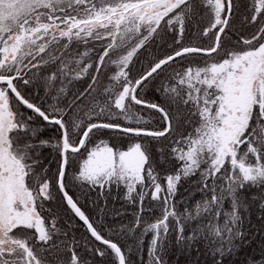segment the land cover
<instances>
[{"label": "snow or ice", "instance_id": "6c2138e0", "mask_svg": "<svg viewBox=\"0 0 264 264\" xmlns=\"http://www.w3.org/2000/svg\"><path fill=\"white\" fill-rule=\"evenodd\" d=\"M169 33L172 45L150 50ZM44 125L58 137L41 138ZM106 130L135 142L98 139ZM153 141L171 168L158 170ZM78 156L71 184L105 205L123 187L133 223L105 232L70 194ZM193 177L204 199L181 212L175 197ZM57 195L87 238L59 223L48 206ZM149 198L161 210L151 223ZM254 207L264 221V0H0V264H92L109 253L129 264L113 237L142 251L149 233V264H165L170 236L188 250L204 242L223 264Z\"/></svg>", "mask_w": 264, "mask_h": 264}, {"label": "trees", "instance_id": "16d2710c", "mask_svg": "<svg viewBox=\"0 0 264 264\" xmlns=\"http://www.w3.org/2000/svg\"><path fill=\"white\" fill-rule=\"evenodd\" d=\"M229 38L236 40V34L230 33ZM173 38L169 33L164 35L162 38H157L154 42L152 49L150 50H163L169 45H172ZM143 57L140 61L137 62L134 71L144 63ZM86 86L84 81L78 82L77 87ZM144 95L148 96V99H153L154 95L151 89L147 88L143 91ZM149 112V110L146 109ZM39 123V122H38ZM58 137V132L55 126L44 125V131L41 138L54 140ZM102 139L108 141L114 146L120 147L124 143L123 140H129V137L123 136L119 133H113L111 131H104ZM166 143V142H165ZM153 148V161L157 164L158 170H163L164 168H171L172 164H164L163 162L158 161L159 153L156 151V148L160 147V144H157L155 141L151 142ZM89 146V145H88ZM83 151V150H82ZM45 158V163L50 164V167L53 171L56 169V160L57 155L51 148H45L42 153ZM78 157L72 162V166L69 169V192L74 195V198L79 197L81 205L87 210L90 218L95 219L98 223L105 225V232L107 229L114 228L118 229L121 225H129L134 222L135 215L137 213V208L130 207L125 205L124 200L116 199L117 196L109 195L107 199V204H104L103 199L97 200L95 192H87L85 188L82 190L80 187L71 184V176L74 173L75 161ZM159 162V163H158ZM193 177L190 180H194ZM188 182V183H187ZM184 188L179 191L175 197V202L178 209L183 212L184 206L186 204L195 206L197 201H202L204 196L202 193L198 192L193 184H190V181L185 180L181 184ZM124 198V197H123ZM96 201V204H93L92 201ZM150 200V199H149ZM54 206L57 211L61 214L60 224L67 227L68 224L75 226V235L77 237H88L82 222L75 218L74 215L67 210L66 206L63 205V202L60 201L59 196L54 200L50 205ZM104 207L105 211L101 212L100 208ZM228 202L225 203V208H228ZM116 212H121V215H116ZM161 215V210H156L154 208H144L142 213L143 221L147 223L153 222L155 219L159 218ZM141 228L135 233L137 238H140ZM243 231L245 233V239L236 240L235 246L233 247L230 253H226L223 257V264H264V221L261 223L260 212L257 208H253L248 213L245 214ZM119 242L122 247L126 246V251L128 252L129 264H149L148 262V244L152 239L151 233L143 237L142 251H138L136 248V242L131 237L119 236L113 237ZM98 243V242H97ZM103 247L102 245H98ZM92 260V264H112V254L109 253L105 257H95L94 259L89 257ZM165 264H215V260H219L220 257L217 255L213 257L211 250L207 247L204 242L197 243L191 250L184 249L181 246H178L175 243L174 236L169 237V242L167 243L163 255ZM194 262V263H193Z\"/></svg>", "mask_w": 264, "mask_h": 264}, {"label": "rangeland", "instance_id": "374dc122", "mask_svg": "<svg viewBox=\"0 0 264 264\" xmlns=\"http://www.w3.org/2000/svg\"><path fill=\"white\" fill-rule=\"evenodd\" d=\"M149 89H151V88H149ZM142 95H144V94H142ZM146 98H149L148 96H146V95H144ZM137 111H140V109L139 108H137ZM141 114L142 115H144L145 117H147L148 115H149V112L148 111H146V109H144L142 112H141ZM103 137H99L98 139H102ZM124 141V143L123 144H121L120 145V148H122V149H126V147L128 146V145H130L131 143H133V142H135L134 140H132L131 138L129 139V140H123ZM92 145H89L88 147H91ZM82 157H79V158H77V160L75 161V165H74V173H75V171H76V168H77V164H78V162H79V160L81 159ZM158 161L160 162H162V160H161V158H160V156L158 157ZM158 162V163H159ZM74 173H72V175L74 174ZM196 179V178H195ZM194 179V180H195ZM194 180H188V181H190V184H193V181ZM188 183V182H187ZM86 188V187H85ZM182 188H184L182 185H180V187H179V191H181V189ZM97 191H98V189H97ZM124 192H125V189L123 188V187H121L120 189H116L115 188V186L112 188V190H111V195H114V196H117V198L116 199H120V200H124V202H125V204H124V206L126 205L127 206V204H128V206H130V207H135V208H137V205H133V204H130V203H128L123 197H124ZM96 193V192H95ZM179 193V192H178ZM150 199V198H149ZM149 199H146L145 201H144V208H146V209H148V208H154V209H156L157 211L158 210H160V207H159V205H158V203L157 202H154V201H151V200H149ZM261 223H262V221H261ZM146 236V235H145ZM194 263V262H193ZM189 264H191V263H189ZM196 264V263H195Z\"/></svg>", "mask_w": 264, "mask_h": 264}]
</instances>
